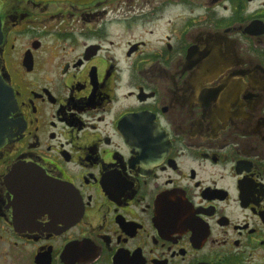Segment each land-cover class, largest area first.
I'll list each match as a JSON object with an SVG mask.
<instances>
[{
    "label": "flooded vegetation",
    "instance_id": "flooded-vegetation-1",
    "mask_svg": "<svg viewBox=\"0 0 264 264\" xmlns=\"http://www.w3.org/2000/svg\"><path fill=\"white\" fill-rule=\"evenodd\" d=\"M0 78V264H264V0H0Z\"/></svg>",
    "mask_w": 264,
    "mask_h": 264
},
{
    "label": "water",
    "instance_id": "water-1",
    "mask_svg": "<svg viewBox=\"0 0 264 264\" xmlns=\"http://www.w3.org/2000/svg\"><path fill=\"white\" fill-rule=\"evenodd\" d=\"M47 1H51V0H47ZM69 1L85 2L90 0H69ZM14 107H15V99L13 97L12 90L8 88L0 78V145H2L5 136L9 132L8 127H6V125L9 123L8 115L13 111ZM26 170L29 171L28 172L29 177L33 176L34 174L37 175V173L40 172L38 168L35 167L15 166L11 174L14 175L16 171H26Z\"/></svg>",
    "mask_w": 264,
    "mask_h": 264
}]
</instances>
